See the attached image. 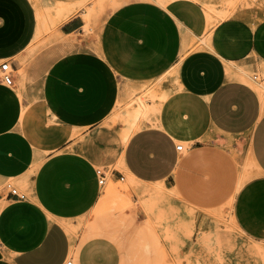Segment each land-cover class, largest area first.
Returning a JSON list of instances; mask_svg holds the SVG:
<instances>
[{"label": "crops", "instance_id": "0c3cea01", "mask_svg": "<svg viewBox=\"0 0 264 264\" xmlns=\"http://www.w3.org/2000/svg\"><path fill=\"white\" fill-rule=\"evenodd\" d=\"M205 16L189 0L168 7L128 2L101 24L97 50H77L47 66L36 97L24 100L14 73L11 85L0 80V184L9 182L0 186V264H66L69 221L94 206L108 179L166 185L179 142L195 154L225 152L243 179L234 222L244 237L264 242V94L250 75L264 82V16L218 20L201 47L177 59L175 81L152 123L126 142L127 126L110 123L125 84L162 74L180 29L200 35ZM83 26L76 13L59 30L69 35ZM35 29L30 0H0V61L9 59L16 70Z\"/></svg>", "mask_w": 264, "mask_h": 264}, {"label": "rangeland", "instance_id": "374dc122", "mask_svg": "<svg viewBox=\"0 0 264 264\" xmlns=\"http://www.w3.org/2000/svg\"><path fill=\"white\" fill-rule=\"evenodd\" d=\"M30 1L36 15L34 37L20 65L12 70L20 79L18 89L24 100L37 96L41 76L55 59L77 50H97L101 24L119 6L132 1L155 2L166 7L173 3V0ZM189 1L204 16L210 15L203 32L195 35L189 27L181 28L170 67L148 82L125 84V93L115 102L110 116L111 124L123 123L133 132L152 123L158 103L175 81L177 59L201 47L209 29L226 9L234 8L236 16L253 22L264 16L260 0ZM76 13L83 18L84 26L72 34H62L60 23ZM250 75L257 77L259 84L255 88L264 94V82H260L258 73ZM139 99L145 104V111L134 118L130 112ZM242 182L234 163L228 165L225 152L195 154L183 144L166 185L127 177L115 182L108 179L94 206L69 221L68 259L72 264H264V242L244 237L234 222L233 203Z\"/></svg>", "mask_w": 264, "mask_h": 264}, {"label": "built area", "instance_id": "2783aa9c", "mask_svg": "<svg viewBox=\"0 0 264 264\" xmlns=\"http://www.w3.org/2000/svg\"><path fill=\"white\" fill-rule=\"evenodd\" d=\"M12 62L9 59H3L0 61V80L6 84V85H11L13 82V76H12ZM254 79L257 77L255 75L252 76ZM176 150H183V144L181 142L177 143L175 145ZM96 174L98 178V183L102 185L104 183L105 179V172L103 169L98 168L96 169ZM9 192L11 194L16 195L18 198H23L24 194L17 192L15 188L10 187ZM66 264H72V260L67 259Z\"/></svg>", "mask_w": 264, "mask_h": 264}, {"label": "bare ground", "instance_id": "6f19581e", "mask_svg": "<svg viewBox=\"0 0 264 264\" xmlns=\"http://www.w3.org/2000/svg\"><path fill=\"white\" fill-rule=\"evenodd\" d=\"M79 10V9H78ZM234 8L233 9H226L224 12H225V14L223 13V11L221 12V14L223 15H221V17L222 18H225V17H228V16H232V15H235L234 14ZM227 11H228V13H227ZM37 12L38 13H40V11H38L37 10ZM208 14V13H207ZM206 17V16H205ZM209 17H210V15L208 14V19H209ZM68 17H66L65 19H67ZM221 18V19H222ZM64 19V20H65ZM207 19V18H206ZM86 20H87V16H86ZM214 25V24H213ZM204 43H205V41H203ZM13 68V67H12ZM264 85V84H263ZM145 111V104L139 99V101H138V104H137V106L130 112V115L131 116H133L134 118H136L139 114H142L143 112ZM140 116V115H139ZM125 118V117H124ZM127 118H125V120H126ZM131 128H132V126H131ZM130 134H131V130L130 129H126L124 132H123V134H122V141L123 142H126V140L128 139V137L130 136ZM158 183V182H157ZM71 224V223H70ZM203 239V238H202ZM103 255V254H102ZM137 257H139V256H137ZM142 258V257H141ZM145 260V259H144ZM132 261V260H131ZM138 261V260H137ZM149 261H150V259H149Z\"/></svg>", "mask_w": 264, "mask_h": 264}]
</instances>
